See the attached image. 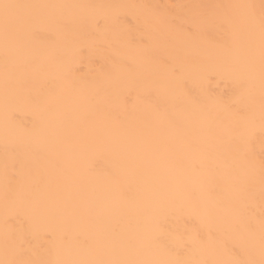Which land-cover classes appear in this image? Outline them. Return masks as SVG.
<instances>
[{
  "label": "bare ground",
  "instance_id": "obj_1",
  "mask_svg": "<svg viewBox=\"0 0 264 264\" xmlns=\"http://www.w3.org/2000/svg\"><path fill=\"white\" fill-rule=\"evenodd\" d=\"M0 264H264V0H0Z\"/></svg>",
  "mask_w": 264,
  "mask_h": 264
}]
</instances>
